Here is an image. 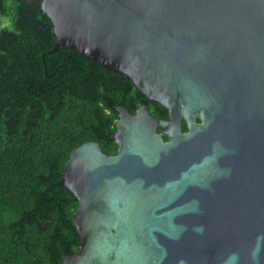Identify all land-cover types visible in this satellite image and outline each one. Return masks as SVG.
Returning <instances> with one entry per match:
<instances>
[{
  "label": "water",
  "instance_id": "1",
  "mask_svg": "<svg viewBox=\"0 0 264 264\" xmlns=\"http://www.w3.org/2000/svg\"><path fill=\"white\" fill-rule=\"evenodd\" d=\"M34 1L46 54L77 52L168 112L117 107L114 155L70 152L80 242L59 264H264V0Z\"/></svg>",
  "mask_w": 264,
  "mask_h": 264
},
{
  "label": "trees",
  "instance_id": "2",
  "mask_svg": "<svg viewBox=\"0 0 264 264\" xmlns=\"http://www.w3.org/2000/svg\"><path fill=\"white\" fill-rule=\"evenodd\" d=\"M3 20L10 26L0 28V264H59L80 242L78 202L59 184L70 152L93 141L114 155L107 134L116 108L134 114L148 104L127 77L77 52L46 54L56 37L34 0H0ZM154 106L153 116L166 112Z\"/></svg>",
  "mask_w": 264,
  "mask_h": 264
},
{
  "label": "flooded vegetation",
  "instance_id": "3",
  "mask_svg": "<svg viewBox=\"0 0 264 264\" xmlns=\"http://www.w3.org/2000/svg\"><path fill=\"white\" fill-rule=\"evenodd\" d=\"M146 102H147V104H148L147 107H146V105H140L138 108H140V107H142V106L145 107V108L148 110V113H149L152 117H154V118H159V119H161V120H167V119H168V112H167L166 109H165V110H166L165 113H164V111L161 112V111L157 110V111H156V115H157V116H153L151 113H154V111H155V110H154V107H155L154 105L157 104V103L150 102V101H148L147 99H146ZM138 108H137V109H138ZM137 109H136V110H137ZM136 110H135V112H136ZM134 114H135V113H134ZM134 114H132V115H134ZM164 114H166V117H160V115L163 116ZM184 124H185V123L183 122V123H182V127H183ZM186 130H187V128H186ZM182 132H185V131H182Z\"/></svg>",
  "mask_w": 264,
  "mask_h": 264
},
{
  "label": "rangeland",
  "instance_id": "4",
  "mask_svg": "<svg viewBox=\"0 0 264 264\" xmlns=\"http://www.w3.org/2000/svg\"><path fill=\"white\" fill-rule=\"evenodd\" d=\"M5 26H7V27L10 26V22H8L7 20H3L2 24L0 25V28L5 27Z\"/></svg>",
  "mask_w": 264,
  "mask_h": 264
}]
</instances>
